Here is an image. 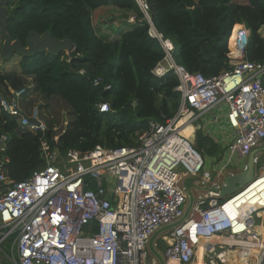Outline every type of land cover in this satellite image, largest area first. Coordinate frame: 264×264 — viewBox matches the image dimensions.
<instances>
[{
    "label": "built area",
    "instance_id": "1",
    "mask_svg": "<svg viewBox=\"0 0 264 264\" xmlns=\"http://www.w3.org/2000/svg\"><path fill=\"white\" fill-rule=\"evenodd\" d=\"M136 2L144 19L128 22L144 21L164 52L151 74L162 78L172 71L178 80L175 115L164 124L149 121L133 146L96 145L56 156L39 109L22 108L25 90L11 91V104L0 98V107L17 118L22 131L41 135L45 162L24 181H11L2 138L0 264H196L203 244L204 264H264V172L233 194H220L223 180L237 174L220 179L229 163L252 156L255 168L258 154H264V63L245 59L250 31L241 25L236 55L228 41L231 69L212 77L189 73L173 60V45L155 29L145 0ZM258 33L264 38V26ZM219 106L226 108L231 144L219 170L201 175L205 159L181 130ZM98 111L111 109L101 103ZM188 179L198 193L186 213ZM258 216L262 224H256ZM153 238L158 258L150 253Z\"/></svg>",
    "mask_w": 264,
    "mask_h": 264
},
{
    "label": "trees",
    "instance_id": "2",
    "mask_svg": "<svg viewBox=\"0 0 264 264\" xmlns=\"http://www.w3.org/2000/svg\"><path fill=\"white\" fill-rule=\"evenodd\" d=\"M146 2L155 29L173 45V60L189 73L212 77L231 69L228 39L235 25L250 31L245 59L264 63V38L258 33L264 26V0ZM109 6L126 18L114 39L95 29L94 12ZM5 8L6 31L12 41L25 46L27 35L35 32L50 33L55 40L67 39L75 45L68 56L14 54L6 61L1 54L2 63L13 66L0 71V92L18 90L23 79L32 77L35 90L48 99L58 96L73 111L75 121L58 144L52 141V129L46 132L52 149L64 153L68 149L84 152L96 145L130 147L147 130L149 121L164 124L175 115L180 101L176 75L172 71L162 78L151 74L164 58L159 41L149 36L144 21L128 22L130 17L142 20L136 0H7ZM101 103H108L111 111L99 113ZM1 134L7 138L3 156L11 181H24L45 167L41 135L22 131L16 118L2 108Z\"/></svg>",
    "mask_w": 264,
    "mask_h": 264
},
{
    "label": "rangeland",
    "instance_id": "3",
    "mask_svg": "<svg viewBox=\"0 0 264 264\" xmlns=\"http://www.w3.org/2000/svg\"><path fill=\"white\" fill-rule=\"evenodd\" d=\"M238 0H233V2H237ZM7 7V6H6ZM8 9V8H7ZM141 12V11H140ZM142 14V19H144V14ZM124 13L121 11L116 10L113 7H103L98 9L94 12V21H95V29L99 34L107 35L110 39H114L118 36V30L123 24L124 20ZM237 27H234L236 29ZM233 29L232 34L235 32ZM263 30V29H261ZM232 38V35H231ZM230 38V39H231ZM3 45V40H0V52ZM231 45V46H230ZM235 50L233 40L231 42L229 40V50ZM13 65H4L1 59L0 53V71H9L12 69ZM23 86L18 90H14L8 88V93L5 94L4 92H0V98H3L7 103L11 104V91H19L21 89L25 90L24 96L22 97V108L24 109L25 113H29V111L37 107L41 114V119L45 122L48 130L52 129L53 135L60 139L63 135H65L69 129L71 128L72 124L75 121V116L73 111L70 107L58 96H53L52 98L48 99L44 95L40 94L37 90H35V83L33 78H25L23 79ZM217 116L220 118V114L209 112L202 116L198 121L195 123L193 122L192 125H189L191 128V137L189 139L192 146L200 152L205 161V168L202 170L201 175H204L206 172H211L215 174L217 170H219L221 164L219 163L220 160L224 161V156L228 151V148L231 144V141L228 139L224 142V144H220L218 147L215 143L213 138L209 135H206L205 132H202L204 129L207 131L213 129L215 132L217 130V124L211 122L213 117ZM216 117V118H217ZM217 118V119H218ZM217 122V121H216ZM200 124L202 131L198 130L197 125ZM185 133H190V129H188ZM3 137H6L5 134L0 135V142ZM223 165V163H222ZM240 163L237 160H234L233 164L229 163L227 165V169L237 173L240 170ZM264 169V158L261 162L254 168L253 176L260 175ZM182 167L178 168V172L183 171ZM228 173L225 172L224 175H221L220 179H223ZM252 176V178H253ZM193 179L186 180V185L188 189H191V196L188 197L187 202L188 205L193 203V197L195 193L198 191L192 187ZM241 188H238L240 190ZM188 206V207H189ZM256 224H262L261 217H256ZM155 238L151 241L150 246V253L153 258H158L156 256V250L152 247V242ZM161 251L162 247L160 248Z\"/></svg>",
    "mask_w": 264,
    "mask_h": 264
},
{
    "label": "water",
    "instance_id": "4",
    "mask_svg": "<svg viewBox=\"0 0 264 264\" xmlns=\"http://www.w3.org/2000/svg\"><path fill=\"white\" fill-rule=\"evenodd\" d=\"M6 3L7 0H0V37L3 40L1 54L4 60L8 61L14 54L25 58L34 57L37 53H47L50 56L59 57L61 54L68 55L74 51L75 45L70 40H55L50 33H44L42 35H38L35 32L29 33L26 38L25 46L19 40L12 41L7 34L5 26L7 20ZM55 154L59 156L60 150L55 149ZM252 159V156H250L246 170L232 176H227L223 180V187L220 192L221 196L231 195L236 192L238 188H242L251 181L253 176Z\"/></svg>",
    "mask_w": 264,
    "mask_h": 264
},
{
    "label": "crops",
    "instance_id": "5",
    "mask_svg": "<svg viewBox=\"0 0 264 264\" xmlns=\"http://www.w3.org/2000/svg\"><path fill=\"white\" fill-rule=\"evenodd\" d=\"M242 1V0H241ZM240 0H238L237 1V3H240L241 2ZM243 3V2H242ZM238 30V28H236V30H235V32ZM236 34H237V32H236ZM236 34L235 35H233V38H232V40L234 39V41H235V36H236ZM211 112H213V113H218V114H220V118H218L217 116H215V117H213L212 119H211V122H212V124L213 123H215V124H217V130L214 132L213 131V129L211 130H209V128L207 129V131H205V129L203 130L202 128H201V126H200V124H198L197 126H200L199 128H201V129H199L200 131H202V132H205V134L206 135H209L211 138H213V140H214V143L219 147L220 146V144H224V142L226 141V140H228V139H230L232 136H233V133H232V130L229 128V126H228V123H227V121L225 120V113H226V108L224 107V106H219V107H217L216 109H214V110H212ZM204 116V115H203ZM218 118L217 119V122H214V118ZM188 129H190V133H185ZM182 133H185V135H186V137H187V139H190V137H191V128H189V126H187V128H185L183 131H182ZM259 155V163L261 162V160L264 158V154H258ZM236 160V159H235ZM220 161H222V160H220ZM239 163H240V170L241 171H237V173H239V172H242V166L245 164L246 166H247V162H248V159L247 160H245V161H239V160H237ZM234 162V161H233ZM233 162H232V164H233ZM258 163V164H259ZM257 164V165H258ZM257 165H255V167L257 166ZM226 172H232V171H230V170H227ZM262 172H264V169H262ZM232 173H234V172H232ZM253 173H254V167H253ZM193 188V187H192ZM191 192L189 193V196H191ZM195 196H196V193H195V195H194V197H193V199L195 200ZM193 200V201H194ZM191 205L192 204H190V206L188 205V203H187V205L185 206V209H186V213H189L190 212V208H191ZM189 206V207H188ZM4 264H7V263H4Z\"/></svg>",
    "mask_w": 264,
    "mask_h": 264
},
{
    "label": "bare ground",
    "instance_id": "6",
    "mask_svg": "<svg viewBox=\"0 0 264 264\" xmlns=\"http://www.w3.org/2000/svg\"><path fill=\"white\" fill-rule=\"evenodd\" d=\"M235 27H237L238 28V30L236 31V32H238L241 28H242V26L241 25H236ZM234 30H236V29H234ZM236 32H234L233 34H232V38H233V35H235L236 34ZM237 35V34H236ZM231 38V39H232ZM231 39H230V42H231ZM235 40H236V36H235ZM233 44H234V49L235 50H232L231 48H230V51H231V53L233 54V55H236L237 54V50H236V41H234V39H233ZM231 46V45H230ZM185 128H187V127H184L182 130H181V134L182 135H184L185 137H186V135H185V133H182V131L185 129ZM187 138V137H186ZM255 186H257V185H254L252 188H254ZM238 200H240V197L239 198H237ZM251 210H249V212H250ZM211 241H214V239H211ZM211 241H209L208 243L210 244V243H213V242H211ZM203 246H204V244L201 246V249L197 252L198 254H197V258H198V261L196 262V264H204V262L202 261V255H203V253H202V251L201 250H203ZM234 262H235V260H234ZM190 264H193V263H190ZM237 264H241V262H239V260L237 261Z\"/></svg>",
    "mask_w": 264,
    "mask_h": 264
},
{
    "label": "clouds",
    "instance_id": "7",
    "mask_svg": "<svg viewBox=\"0 0 264 264\" xmlns=\"http://www.w3.org/2000/svg\"><path fill=\"white\" fill-rule=\"evenodd\" d=\"M235 26H236V25H235ZM231 32H232V31H231ZM230 36H231V34H230ZM230 36H229V38H230ZM169 41H170V40H169ZM228 41H229V39H228ZM228 51H229V50H228ZM68 55H69V54H68ZM68 55H67V56H68ZM0 108H1V107H0ZM2 110H3V109H2ZM3 111H4V110H3ZM16 120H17V118H16ZM197 127H198V130L201 129V128H199L200 126H197ZM57 149H58V148H57Z\"/></svg>",
    "mask_w": 264,
    "mask_h": 264
}]
</instances>
